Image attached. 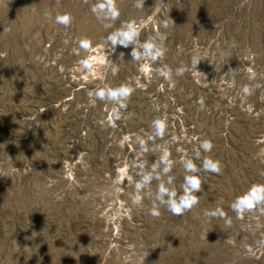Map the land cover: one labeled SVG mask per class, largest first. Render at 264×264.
Masks as SVG:
<instances>
[{
    "label": "rangeland",
    "instance_id": "rangeland-1",
    "mask_svg": "<svg viewBox=\"0 0 264 264\" xmlns=\"http://www.w3.org/2000/svg\"><path fill=\"white\" fill-rule=\"evenodd\" d=\"M101 2L0 0V264H264V204L231 207L264 185V0ZM185 177L198 203L174 216L158 188Z\"/></svg>",
    "mask_w": 264,
    "mask_h": 264
},
{
    "label": "clouds",
    "instance_id": "clouds-1",
    "mask_svg": "<svg viewBox=\"0 0 264 264\" xmlns=\"http://www.w3.org/2000/svg\"><path fill=\"white\" fill-rule=\"evenodd\" d=\"M137 7H143V3L141 0V3L137 5ZM93 11H103L106 15L111 16L113 19H117L119 16V12L116 9L115 6V0H102L101 3L95 5L93 7ZM56 21L59 24H63L65 26H68L71 22V17L69 15H63V16H57ZM174 22V21H173ZM167 25L165 24V27ZM135 35V33H132L130 35H125L124 33H118L117 35H110L108 36V40L111 42L113 46V51L115 48V45L117 43L125 44V41L131 39V37ZM119 37H122V39H118ZM126 46V44H125ZM79 47L85 51H89L92 48V43L88 39H82L79 42ZM145 51L147 54L151 55L153 59H156L157 57L161 56V51L157 48L154 50L153 45L146 44L145 45ZM123 53H121V56ZM133 58H138V53L136 50H133ZM81 65L87 69L91 70L92 65L88 62L87 59L80 61ZM194 63H196L194 61ZM183 69H178L177 74L181 75L183 73ZM133 89H129L125 87L124 85H121L118 88H109L107 91H102L100 89H97L95 91V96L100 99L104 100L106 97L109 100L119 102L122 99H128L132 94ZM245 92L248 91L247 88L244 89ZM118 117L114 114L113 116V122L117 120ZM153 127L156 130V133L158 136L163 137L166 130V123L163 120L157 119L153 121ZM202 147L205 151H211L212 144L208 141L203 142ZM204 166L206 169L213 173H219L220 167L218 165L217 161H213L211 159H206L204 161ZM194 164H188L187 170L192 171L194 170ZM118 183L120 185V192L124 191V187L122 185L124 184V181L128 179V176L123 173H118ZM145 182H148L149 178L145 177ZM185 182L189 186L185 189V195H181L177 197V194L175 192L169 191L166 187L163 185L159 186L158 193L161 197L167 196L168 202H167V210L172 213L174 216H181L186 211L191 210V208L198 203V200L195 198L193 193H198L200 190V181L198 178H189L185 177ZM141 187L140 184H137V189L139 190ZM142 202V198L140 196H135L133 198V203L140 204ZM264 204V185H253L247 193H245L243 196L237 197L235 202L231 205L232 210L236 212L238 218H243V213L245 212H251L257 208V206ZM151 215L154 217H158L160 215V212L156 209L154 206ZM215 215V213H213ZM222 216H224V213H221Z\"/></svg>",
    "mask_w": 264,
    "mask_h": 264
}]
</instances>
